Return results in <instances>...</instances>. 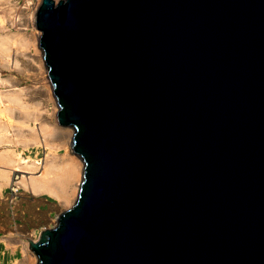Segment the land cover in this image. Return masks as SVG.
<instances>
[{
    "label": "water",
    "instance_id": "1",
    "mask_svg": "<svg viewBox=\"0 0 264 264\" xmlns=\"http://www.w3.org/2000/svg\"><path fill=\"white\" fill-rule=\"evenodd\" d=\"M84 161L39 264H264V0H42Z\"/></svg>",
    "mask_w": 264,
    "mask_h": 264
},
{
    "label": "bare ground",
    "instance_id": "2",
    "mask_svg": "<svg viewBox=\"0 0 264 264\" xmlns=\"http://www.w3.org/2000/svg\"><path fill=\"white\" fill-rule=\"evenodd\" d=\"M14 1L0 0L4 9L0 14V70H23L17 55L24 57L26 50L31 48L27 54L31 68L26 70L35 72L39 84L18 87L14 77H0V199L7 190L19 194L31 213L34 206L29 196L38 201L37 198L47 195L57 201V211L60 212L68 210L78 198L84 178V161L73 151L72 126L60 124L57 118L59 105L48 77L44 52L39 46L41 32L36 27L40 5L37 3L31 7L30 0H27L26 12L22 10L25 22L18 23L17 18L13 21L18 7L17 0ZM5 23L16 29L8 28ZM23 29L28 31L23 33L20 31ZM39 149L45 153L43 158L37 155ZM32 150H36L34 155ZM31 218L28 224L34 229L28 228L30 234L18 239L13 235L18 226L9 221L5 225L0 217V231L6 232L0 236V248H5L4 252L0 251V264H4L6 257L12 259L18 253L21 260L14 264H36V253L29 245L30 241L37 242L44 228L34 224Z\"/></svg>",
    "mask_w": 264,
    "mask_h": 264
},
{
    "label": "rangeland",
    "instance_id": "3",
    "mask_svg": "<svg viewBox=\"0 0 264 264\" xmlns=\"http://www.w3.org/2000/svg\"><path fill=\"white\" fill-rule=\"evenodd\" d=\"M16 2H17L18 7L15 9V12H14L15 14L13 15V21L15 20V18H17L19 20L18 23H24L25 16L23 15L24 12L22 10L26 12V9L24 7H25V3L27 2V0H17ZM28 3L29 5H31V7H34L37 3L38 5H40L41 0H30ZM3 11H4L3 6L0 5L1 15L3 14ZM5 25H7L8 28H11L12 30L16 29L14 27H10L7 23H5ZM20 31L23 33H26L28 30L23 29ZM29 52H31V48L26 50L24 57H20L19 55H17V57L20 58V63L22 64L23 70L21 69L13 70V69L2 68L0 70V77H4V78H8L9 76L14 77L17 80V82L15 83L16 85H18V87L37 86L39 84L38 76H34L35 72L33 73V71L31 70H30L31 72H28V70H26V68H29V67L31 68V64L28 61L29 56H27V54H30ZM35 91L36 90L33 89V92ZM33 98L34 99L36 98L35 93H34ZM73 132H75L74 128H73ZM32 151H33L32 155H34V152H36V150H32ZM38 151H39L37 152L38 157L43 158V155L45 153H43L42 149H39ZM29 199H30V202H33V206H34L33 207L34 211H32L31 213H29L30 210L27 207H25V204L23 200H21V196L19 194L15 195L9 190H7L6 192H4L3 199H0V217H2V219L4 220L3 224L6 225V223L9 221V222H13L15 225L18 226L17 232H13V235H16L18 239L25 238L24 237L25 235L30 234L31 230H28V228H31L32 224L30 225L28 224V219L29 217H32L31 220L33 219L34 224L35 223L39 224L38 227L44 228L38 235L37 242H39L41 240L42 233L48 230L54 229L58 224V219L60 215L67 209L66 210L64 209L58 212L57 211L58 207H56L58 206L57 201L51 197H48L47 195L40 196V198H37L38 201H35V197L32 195L29 196ZM76 201H77V198L75 202L71 206L68 207V209H70L76 203ZM52 222L54 224H52ZM31 229H34V227ZM4 233L6 232L0 231V236H3ZM29 247L31 250H33L31 243ZM0 251L1 252L5 251L4 246L0 248ZM36 256H37L36 264H39V258H38L37 253H36ZM20 260H21V254L18 253L14 255L12 259L6 257L4 260V264H14V263H18Z\"/></svg>",
    "mask_w": 264,
    "mask_h": 264
}]
</instances>
